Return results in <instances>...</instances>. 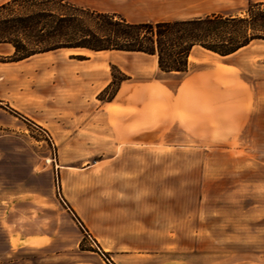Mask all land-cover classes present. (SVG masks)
<instances>
[{"label": "rangeland", "instance_id": "1", "mask_svg": "<svg viewBox=\"0 0 264 264\" xmlns=\"http://www.w3.org/2000/svg\"><path fill=\"white\" fill-rule=\"evenodd\" d=\"M40 1H26L27 11L56 7L81 15ZM138 1L147 0L72 3L110 12L120 8L135 21L152 14L141 12ZM246 10L235 16L245 17ZM21 14L19 3L0 9V19ZM83 20L93 29L99 23L87 15ZM13 54L11 44L0 45V264H74L81 251L105 264L96 252H106L77 221L69 201L99 231L107 207L113 216L129 209L135 220L154 212L162 221L155 250L167 246L163 238L171 237L172 252L189 264H264V119L250 134L253 146L205 149L187 144L182 150L187 162L181 165L187 179L181 183L128 180L121 174L142 170L147 159L137 162L133 151L142 149L110 146L114 141L100 115L99 98L111 100L124 79L113 65L116 54L70 49L20 62L13 61ZM258 54L264 56V42L230 58L251 84L264 82V58ZM118 55L148 69L154 63L146 55ZM159 78L150 71L136 80ZM261 91L264 95V84ZM182 135L176 127L157 138L185 142ZM148 183L156 194H143ZM108 255L101 256L107 264L108 258L114 262Z\"/></svg>", "mask_w": 264, "mask_h": 264}, {"label": "crops", "instance_id": "2", "mask_svg": "<svg viewBox=\"0 0 264 264\" xmlns=\"http://www.w3.org/2000/svg\"><path fill=\"white\" fill-rule=\"evenodd\" d=\"M8 1L10 0L1 3L0 6ZM137 3L141 12L147 10L152 14L143 19L130 21L120 8L112 12L105 9L84 8L116 13L131 23H158L213 14L235 16L249 5L262 4L264 0H147ZM255 42L259 41H254L229 56H220L202 47H195L189 57L188 70L173 73L162 72L156 56L140 52L92 51L95 54H116L112 55L115 58L113 65L124 77L111 100L99 98L102 102L100 115L105 119V130L114 141L110 146L142 149L133 152L139 159L142 157L147 159V165L142 170L123 172L121 175L125 179L173 180L181 183L182 180L187 179V172L181 168L182 163L187 162V156L184 157L185 159L182 158V150L189 143L205 149L219 146H253L250 134L264 119V95L261 91L264 82L257 81L251 84L241 78L240 67L230 58L237 56L243 50H248ZM60 50L70 49L57 51ZM44 54L47 53L38 55ZM118 54L146 55L153 57L154 63L151 69H148L140 67L130 59L124 61ZM256 56L259 60L264 58L260 54ZM87 62H92V59H88ZM94 64L97 69L99 63L94 62ZM94 64L91 63V66ZM150 71L156 72L160 78L147 82L136 80L139 75L148 74ZM109 82H105L98 93L103 92ZM176 127L185 137V142L157 138V134L165 135ZM188 139H191V142H188ZM118 155L117 153V157ZM135 156L133 155L132 158ZM137 162L145 163L142 159ZM150 184L148 183L143 194H156L155 187H151ZM69 202L75 209L73 214L77 221L81 225L80 221L84 222L106 254L114 259L113 262L108 258L109 264H189L180 259V254L172 252L171 237L163 238L167 246L155 250L157 226L162 221L156 220L154 212L151 218L148 216L135 220L131 218L129 209L123 208L121 216L119 211H116V215L113 216L111 209L107 207L105 214L101 211L103 225L99 231L79 215L76 206ZM33 238L35 236L30 237L29 240ZM20 240L28 242V240L23 241V236ZM96 254L107 264L102 254L98 252ZM103 254L106 256L104 252ZM78 256L74 264H102L94 255L85 254V251H81Z\"/></svg>", "mask_w": 264, "mask_h": 264}, {"label": "trees", "instance_id": "3", "mask_svg": "<svg viewBox=\"0 0 264 264\" xmlns=\"http://www.w3.org/2000/svg\"><path fill=\"white\" fill-rule=\"evenodd\" d=\"M26 1L34 0H10L0 6L5 9L19 3L23 7V14L0 19V45L14 47L15 62L59 49L124 51L156 56L162 72H185L195 47L229 56L254 41H264V3L249 5L245 17L213 14L170 22L131 23L119 14L79 7L71 0H41L40 4H55L82 16L56 7L27 11ZM86 15L99 20L96 29L85 27Z\"/></svg>", "mask_w": 264, "mask_h": 264}, {"label": "built area", "instance_id": "4", "mask_svg": "<svg viewBox=\"0 0 264 264\" xmlns=\"http://www.w3.org/2000/svg\"><path fill=\"white\" fill-rule=\"evenodd\" d=\"M89 236H90V235H89ZM90 237H91V236H90ZM93 241H94V240H93ZM94 242H95V241H94ZM99 251L101 252L102 255H104L103 252H102L100 249H99Z\"/></svg>", "mask_w": 264, "mask_h": 264}]
</instances>
